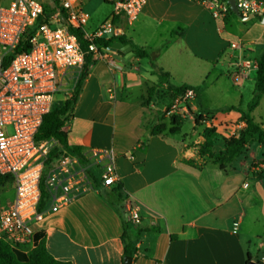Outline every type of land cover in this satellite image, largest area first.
<instances>
[{"label": "crops", "instance_id": "crops-1", "mask_svg": "<svg viewBox=\"0 0 264 264\" xmlns=\"http://www.w3.org/2000/svg\"><path fill=\"white\" fill-rule=\"evenodd\" d=\"M83 1L79 0L81 7ZM111 14L99 25L112 20L118 37L129 41L120 44L131 47L132 53L118 54L101 47L92 56L94 62L62 130L68 145L83 152H113L120 196L97 181L92 191L34 224V235H41L46 251L59 261L123 264L124 201L129 199L141 217L139 226L130 228L136 238L131 264H246L247 259L264 264V232L254 233L246 219L254 211L259 219H251L252 224H264V144L257 143L256 155L249 152L247 158L235 159L224 170L211 158L199 157L197 147L207 140L212 148L217 137H229L224 131L226 123L238 130L234 136L244 127L238 111H225L238 107L244 113L240 105L209 107L205 91L222 78L235 88H242L249 78L254 84L256 67L247 77L237 79V66L243 57L256 64L264 51V24L259 19L237 24L239 35L234 36L226 29L228 17L214 19L187 0H147L131 23L122 15L111 19ZM146 17L162 19L154 30L160 42L156 49L146 50L128 32L134 22ZM163 22L166 26L160 27ZM237 41L242 51L230 47ZM133 47L148 52L156 69L168 73L170 84L195 90L197 110L213 112L208 125L215 129L214 135L202 137L190 118V128L182 138L167 131L150 135L151 115L140 106L143 89L146 83L165 88L166 84L151 74L148 59L135 57ZM69 78V73L61 78V90ZM239 98V104L243 103V97ZM262 104L264 96L250 114ZM250 117L264 127V118ZM213 148L219 152L222 146ZM187 159H193L198 168L183 164ZM13 196L11 184V190L0 195V203L10 202Z\"/></svg>", "mask_w": 264, "mask_h": 264}, {"label": "built area", "instance_id": "built-area-1", "mask_svg": "<svg viewBox=\"0 0 264 264\" xmlns=\"http://www.w3.org/2000/svg\"><path fill=\"white\" fill-rule=\"evenodd\" d=\"M102 1L112 7L111 19L122 15L131 23L147 0ZM187 1L214 19L233 14L228 0ZM234 4L240 18L259 19L264 14V0H234ZM88 20L79 0H0V175L11 177L14 190L10 202L0 203V240L24 252L33 248V225L46 214L92 191L97 181L104 188L119 183L112 151L82 150L81 158L62 151L47 162L50 150L58 145L56 140H35L44 115L55 107L61 78L79 73L87 54H99L104 46L96 41L102 35L119 36L112 20L92 32L87 29ZM27 35L29 46L16 51ZM230 47L242 51L238 41ZM255 67V62L243 57L236 78L247 77ZM195 99V90L187 88L165 114L180 118L190 114ZM42 189L47 199L39 210ZM124 216L129 225L139 226L140 214L129 199L124 201Z\"/></svg>", "mask_w": 264, "mask_h": 264}, {"label": "trees", "instance_id": "trees-1", "mask_svg": "<svg viewBox=\"0 0 264 264\" xmlns=\"http://www.w3.org/2000/svg\"><path fill=\"white\" fill-rule=\"evenodd\" d=\"M28 37L24 36L20 41L19 45L16 47V51H24L28 46ZM128 44L129 41L122 37H110L109 39L98 38L96 43L103 45L105 48L109 47L112 43ZM133 54L137 58H145L149 60L151 67V74L155 75L159 83L166 84L167 91L169 93L170 102L166 106L165 111L168 110L170 103L173 99L183 92L185 89L190 88L186 85L174 86L169 83L168 73L163 72L160 69H156L153 61L150 59L148 52L140 47H133ZM93 59L91 54H87L84 60V64L79 72L78 79L73 87L72 94L67 98L60 108L53 107L50 112L44 115L41 125L39 126L37 133L35 135V140L37 142L44 141L49 138H53L57 142V146L50 150L47 156V162L53 160L62 151L68 154L76 155L81 158L82 149L77 146H70L67 143L66 135L62 128L65 122L69 119L73 106L76 103L80 87L84 79L86 78L91 65L93 64ZM155 94V88L153 86L146 89V95L142 96L140 101V106L147 108L150 105ZM264 96V51L261 52L256 60V74L252 89V96L250 101L246 105V113H241L238 107H229L225 109L226 112L238 111L242 117L241 121L244 122V127L238 132L237 136H230L223 138L222 149L217 153L213 154L210 151L211 144L206 140L197 145L198 156L201 158H211L213 163L218 166L220 170H224L230 163L235 159L244 155L248 150L249 142H256L258 144H264V127L259 123H256L251 117L250 113L258 106L261 97ZM162 114V119H164V112ZM169 127L165 123H158L153 125L150 129V135H159L167 131L170 135H177L180 133L181 118L178 115H172L169 117ZM197 124V118L194 119ZM213 133V129L206 134L209 136ZM183 164L198 168L195 165L193 159H187L182 161ZM261 178V174L257 175ZM11 185L12 179L8 175H0V188L5 185ZM112 192H115L120 196L121 184L117 183L111 188ZM121 202V197H118ZM47 199V193L42 189L41 199L39 204V210L44 209ZM138 227V226H137ZM133 227L127 223L124 226L123 233L121 235V241L123 244V258L126 256L132 257L135 254L134 238L130 228ZM33 248L24 252L19 249L11 248L6 242L0 240V264H70L69 262L59 261L54 259L47 251L44 245L43 238L41 235L35 234L33 236ZM249 259H247L248 264ZM258 264V263H256Z\"/></svg>", "mask_w": 264, "mask_h": 264}, {"label": "rangeland", "instance_id": "rangeland-1", "mask_svg": "<svg viewBox=\"0 0 264 264\" xmlns=\"http://www.w3.org/2000/svg\"><path fill=\"white\" fill-rule=\"evenodd\" d=\"M82 10L87 13L89 15V20H88V31L92 32L95 29L98 28L99 24L103 21V19L105 17H107L111 12H112V7L102 1V0H85L83 1V5H82ZM229 19V24L226 27L227 30L230 31V33L234 36H238L239 33L237 31V24L241 25L242 22L238 17H236L235 15L231 14L228 16ZM162 19H151V18H144V21L140 22L139 20L134 22L132 24V26H130L128 29L130 32V35L133 36L134 40L138 43V44H142L146 50L149 49H156L159 47L160 42H158V34L155 33V28L157 26V24L161 21ZM164 20V19H163ZM234 21V22H233ZM249 22V21H247ZM245 22V23H247ZM227 23V21H226ZM166 24L160 23V27H165ZM133 31V33H131V31ZM218 68H220V66H217ZM224 69V68H223ZM79 73H74L72 75L71 78L67 79L66 81L63 82L62 84V90L60 91V94L55 96L56 99V103H55V107L60 108L63 104V102L70 97V95L72 94V90L73 87L76 83V80L78 79ZM214 83H210L211 85L209 86V89L205 91V102L207 103V105L209 107L212 108H226L227 106L230 105H240L242 107V109L244 110V113H246V103L250 97H251V92L253 89V81L252 78H249L243 85L242 88H235L233 87L228 80H224L223 78L219 81H213ZM153 86L155 88V94L154 97L152 99V101L150 102V105L147 107V112H149V114L151 115V119L148 120L149 123V127H152L153 125H156L158 123L161 122H165V124L167 125V127H169V116L167 117V115L165 114V108L168 105L169 101H170V97H169V93L167 91V89L165 88V86H163L162 84H152V83H146L144 89H143V95H146V89L148 87ZM157 87V88H156ZM179 95V94H178ZM177 95V96H178ZM243 97V103L239 104V96ZM66 97V98H65ZM201 99L204 101V96H201ZM141 101V100H140ZM193 106L196 108V106L194 105V101L191 104V113L190 114H185L184 116H181V121L183 122V120L190 118L191 120H194L195 118H197V128L200 130V132L202 131V137L205 136L208 132L211 131V129H213L212 126L208 125V122H210V124H212V115L213 112L211 111H205L203 112L202 110H197V108L194 110ZM162 112H164V119H162ZM221 113V112H218ZM227 113H225L226 115ZM218 115H222V114H218ZM250 116H252L254 119H258L260 118H264V104H262L258 110L254 113V114H249ZM238 124V123H236ZM225 135L227 136H234V133H236L238 130L235 129L233 126L228 125L227 123L225 124ZM190 128V120H186L183 122V124L181 125V133L176 135L175 137L177 138H182L183 133H186ZM215 129H213V133L210 135H214ZM235 131V132H234ZM201 134V133H200ZM223 135L217 137L213 142L212 148H210V150L212 151V153L215 155L217 154L218 151H214L213 146L215 147V145L219 146H223ZM249 152H253L255 155L259 152L258 150V144L256 142H249L248 144V150L244 153V155L240 156L241 158L244 159L247 158L248 153ZM264 152V151H262ZM208 158V157H207ZM11 190V185H5L3 187L0 188V195H2V192L5 190ZM247 219V225L248 228L253 227V232H264V224H261L259 222L255 223L254 225L252 224V220L253 222L254 220H258V216H257V212L251 211L249 213V216L246 217ZM262 238V237H261ZM260 238V239H261ZM259 240V239H257ZM256 239L254 240V242L257 241Z\"/></svg>", "mask_w": 264, "mask_h": 264}, {"label": "water", "instance_id": "water-1", "mask_svg": "<svg viewBox=\"0 0 264 264\" xmlns=\"http://www.w3.org/2000/svg\"><path fill=\"white\" fill-rule=\"evenodd\" d=\"M228 3L230 5V9L233 13V15H235L236 17H238L239 19H241L243 22H247V21H251L253 19H258L255 16H248L246 18H240L239 14L237 13L235 4H234V0H228ZM261 24H264V14H262L259 18ZM113 33H109L106 35H102V38H109L112 37ZM107 50L112 51V52H116L118 54H131V47L129 46H122L120 43L115 42L112 43L109 47H107ZM132 262V257L126 256L123 258V264H131ZM248 264H255L254 262L249 261Z\"/></svg>", "mask_w": 264, "mask_h": 264}]
</instances>
